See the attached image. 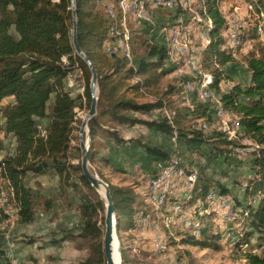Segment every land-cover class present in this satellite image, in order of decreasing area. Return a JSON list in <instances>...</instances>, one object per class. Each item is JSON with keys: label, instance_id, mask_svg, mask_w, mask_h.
Here are the masks:
<instances>
[{"label": "trees", "instance_id": "obj_1", "mask_svg": "<svg viewBox=\"0 0 264 264\" xmlns=\"http://www.w3.org/2000/svg\"><path fill=\"white\" fill-rule=\"evenodd\" d=\"M220 1L204 0L202 9L199 8V14L208 32L207 43L209 39L211 41L202 53V64L206 66L209 59L208 62L214 66L211 72L212 82L210 83L209 79L206 82L210 89L218 93L224 109L231 111L236 117L227 118L232 120L234 125L238 123V133L234 132L233 137L238 138L240 130L243 129L258 145L252 160L253 176L246 188V195L250 198L244 210L248 212L247 218L255 229H264V40L257 33L256 22H250L241 35L243 41H253L242 59L250 73V82L244 86L227 78L221 66L234 61V56L243 46L239 45L235 50L227 46L224 36L227 20L219 9ZM251 1L256 2L255 5H259L264 11V0ZM98 5V0L76 2L78 42L99 75L98 111L89 120L91 164L97 160L98 152L94 141L104 123L113 128L123 124H143L167 135L176 132L178 139L187 142L193 149L200 148L203 143L212 140L214 147L223 143L227 145L226 152L232 151L234 140L228 139L223 128L214 129L210 133L205 132L198 124L193 128L191 120L186 125L184 108L170 110L173 113L172 122L165 115L158 120H147L137 115L169 107L167 98L162 96L156 101H143L149 89L157 87L161 77L172 71L163 68L166 63V47L162 44L149 45L148 58H140L138 61L135 58L133 67L128 66L127 58L122 52L108 54L109 46L106 45L115 39L112 33L113 21L106 10L103 7L102 10L99 9ZM258 16L257 20H260V12ZM75 69L81 70L84 79V92L77 96H73L65 85L66 78ZM91 78L89 65L76 53L73 44L71 0H0V114L4 118L0 132L4 137L11 135L15 141V154L9 153L3 157L0 166L3 168V177L13 190L12 201L17 209L19 222L29 224L36 219V195L33 189L26 185V177L29 174L44 175L53 172L59 177V190L62 195L76 192L79 196L77 206L81 231L77 236L89 239L92 250L91 255L81 264H106L103 241L105 204L83 174L81 161L75 163L72 156L73 149L80 150V146L73 144L75 132L79 130L82 122L76 109L86 112L90 109ZM224 80L232 82V87L223 90L221 84ZM174 89L171 87L169 91ZM182 90L184 91V88ZM8 97H14V100L4 103ZM52 99L53 103L50 105ZM200 101L205 105L200 104L199 107L208 109L206 115L213 114L214 105ZM40 119L47 120L44 126L39 124ZM110 137L118 142L126 141L119 137L117 130L110 131ZM3 139H0L1 145ZM144 146L147 153L155 156L156 160L171 159L168 153L156 146ZM197 174V185L203 187V193L208 192L212 187L210 179L201 172ZM109 186L119 218L118 231L121 237V231L127 228L122 225L124 220L130 219L134 213L133 203L136 195L129 187L110 183ZM256 195L259 200L257 205H254L252 198ZM51 201L46 202V208L53 206ZM207 217L202 216L204 226L199 234L202 240L190 234L191 236L183 239L184 243L206 248L216 241H221L222 236L219 234L208 233L205 222ZM242 241L249 243L242 238L236 241L235 245L241 247ZM216 248L218 249V246ZM0 254L6 256L3 252ZM122 256L124 262V252ZM242 256L247 264H264V255L244 252Z\"/></svg>", "mask_w": 264, "mask_h": 264}, {"label": "rangeland", "instance_id": "obj_2", "mask_svg": "<svg viewBox=\"0 0 264 264\" xmlns=\"http://www.w3.org/2000/svg\"><path fill=\"white\" fill-rule=\"evenodd\" d=\"M108 1H111L112 3L117 2L115 0ZM187 1L189 2L190 0ZM102 2L103 0H98V4L101 6L100 7L98 5V8L101 10ZM190 2L193 5L189 3L187 7L180 9L181 12H175L174 7L172 6H170V11L161 10L160 15H158L159 18H156L157 13L154 12L153 15L150 16L153 23L151 22L150 24H147V28L145 29L142 28L144 25L137 20L128 21V32L131 36L130 45L132 48V53L133 48L135 49L133 57L134 59L136 58V61H138L140 58H148L147 52L149 45L154 44L161 46V44H167V41H162L161 43L160 40L161 36L158 32V29L162 27L165 39L170 34H174L175 37H179L178 41H174V43L171 41V52L173 57L174 52H181L179 54V61L181 62L180 66L182 65L181 67H183V69L175 68L174 59L172 62H169L170 60H168L166 56V63L163 68L165 70L172 69V71H169L166 75L161 77L160 83L157 85V87L149 89L143 101H156L158 97L162 96L163 98H167L166 101L169 102L170 108L165 107L164 109L152 110L151 112L144 115H137L147 120H158L163 118L165 115L166 117L170 118L169 120L172 122L173 113H171L170 110L184 108V113H186L187 116L185 121L186 125L188 121L190 122L191 120V123L194 122L192 123L194 128L196 124L200 126L199 120L207 119L209 122L215 125V129L223 128V130H225L228 135V139L232 141L234 140L235 144L233 150L228 152L225 150L227 147L226 144L219 143V145H215L214 147L212 140L207 143H203L200 148L193 149L192 146L190 147L187 142L179 140L176 132L167 135L155 129L151 130V128L143 124H136L134 126L123 124L117 125L115 128L111 127L110 125H105V123L103 124V127L99 129L94 141L95 149L98 152L97 160L94 164H91L89 161V166L94 173L99 175L108 184L110 183L116 186L132 188L134 194L136 195V200L133 203L134 213L132 216H130V219H125L122 224L127 228L121 231V237L118 231L119 249L121 253L122 264H182V261H184L185 264H247V261L242 258V253L254 252L259 255H264V229H255L251 225L250 219L247 218L248 212H245L244 210V207L247 205L250 198L246 195V188L248 186L249 179L253 176L252 160L255 157L254 152L257 151L258 145L250 136L246 135L243 129L240 130L238 138L237 136L233 137L234 132L238 133L239 130L234 125V122L228 119L221 120L217 117V115H215V113L206 115L208 109L199 107L200 104L205 105V103L200 101L202 100L199 96L200 91L195 88L193 93V91L187 89L188 83H186V79L193 81L196 80L195 82L197 86L203 84L205 81H207V79H209L211 83V72L214 69V66L208 62L209 59H207L206 66H203L202 64V53L211 42L209 39V42L205 44L204 39L202 41L201 38L205 34L206 28L199 14V8H201L204 4V0H191ZM218 6L222 15L227 20L224 31V36L227 40V46L235 50L237 46L242 45L243 42L245 43L242 45V50L238 51L234 56L235 60L221 66V70H223L227 78L233 82L247 83L248 74L242 59L245 51L252 46L253 41H243L241 35L246 30V26H249L250 22L255 21L257 33L259 37L264 40L263 34L258 31V27L264 19L260 16V20H257L259 19V13L257 12L255 2L251 0H221ZM221 7L223 11L221 10ZM244 7L248 9L246 10ZM184 10L186 12L187 21L183 23L182 32L179 34L176 31V26L178 25L177 17L178 15L184 13ZM228 10H232L234 12H228ZM188 21H191L189 23L190 25L188 24ZM234 21H236L235 25L239 24L240 22H247V25L243 29H241L239 32H236L237 35L234 33L238 37H231L232 29L230 26L234 25ZM154 24H156L158 28H155ZM133 25L137 28H134ZM186 32L193 34L194 37L191 38L193 41V46L196 44V47L191 46L190 43L188 44ZM179 39L181 41H179ZM116 40L117 38H113L111 43L116 42ZM111 43L106 45V47H108ZM186 47H190V49L199 48V51H195L198 70L194 72V74L190 68L194 55L187 53L186 51L190 49H187ZM187 67H189L191 71L189 68L187 70ZM65 85L66 89L70 91L73 96L83 94L84 79L81 70L75 69L66 78ZM221 85L223 90L232 87V83L225 80ZM171 87L175 88L172 92L169 91ZM182 88H184V91ZM211 90L215 93V98L218 100V93H216L213 89ZM178 92L180 95H178ZM4 102L6 103L7 101ZM52 103L53 99L50 101V105H52ZM214 104H216V101L213 103V105ZM76 110L83 120L87 112L84 110L81 111L78 108ZM211 110H213V108ZM194 113H197V115ZM46 122L47 120L45 119L39 120V124L41 126H44ZM80 126L81 124L79 125V130ZM79 130L75 132V139L73 141V144L76 146L80 145ZM112 130H117L119 137L124 138L126 141L118 142L114 138H111L110 131ZM150 131H155L157 133H153L151 135ZM85 137L87 139L88 134ZM1 138H4L2 145L0 143V157L3 158L7 154L11 153L14 139L11 135L4 137V134L0 132V139ZM89 144L91 145V142H89ZM144 144L154 147L156 146L160 150L168 153V156H170L171 159H175L177 168H174V173L170 171V173H173V177H168L166 180L160 177V171H158L160 165H157L156 160H154L155 156L147 155L148 153ZM237 145H239L238 148L240 149L248 148V155L236 157ZM254 145L256 146V150ZM217 148L225 151H217ZM72 156L75 163L80 162L81 150H78L77 148L73 149ZM167 163L169 162L167 161ZM170 163H172V160H170ZM197 172H201V174L210 179L212 183L210 191L207 192L208 194L206 193L207 196L205 195L201 197L200 195H197V197H195L191 195L194 186L195 188L197 187V185H194ZM25 182L26 185L33 189V192L36 195V219L33 223L29 224H22L19 222V217H15V220L13 219L14 221L11 227L16 246L14 243H10L9 241L11 227H6L4 230L0 229V252L5 253L7 256L6 257L5 254V257L1 256V260L3 261L2 264H17L15 253L17 254V260L19 261L18 264H34L35 262L38 264H81L91 255L92 250L90 245L91 241L89 239L80 238L77 236L81 231V220L77 206L78 202L80 201L78 194L76 192H72L71 194L65 193L62 195L59 190V177L53 172L44 175L29 174L26 177ZM188 182H192V184L188 189H186ZM178 186L181 188H178ZM224 190L226 191L224 192ZM174 191H176V193ZM160 197L164 203L161 206V210L154 212L151 206L153 203H158ZM195 198L198 199V201ZM258 198V195L252 198L254 205H257L259 200ZM49 200L53 201V206L50 209L46 208V202ZM155 200L157 202H155ZM141 202H143L142 204L144 206L140 204ZM173 202L178 204L174 205ZM228 202H230V206H227L228 209H224L223 214V205L229 204ZM11 203L8 208L13 207L14 201ZM211 205L214 208H212ZM2 211L3 210L0 208V213H2ZM143 212L148 213L147 215L150 217L152 214L154 217L155 215H158L162 222L170 221L171 228L173 227L174 229H171L172 231H168V229L161 230V232L156 231L152 227L155 224L153 217H151V220L148 222V227L146 226L144 229L142 225L143 220L141 221L142 216L140 215V213ZM181 212L183 214H181ZM166 213H169V215ZM200 213H202V215H200ZM185 215L189 218H194L196 216L198 221L201 217L202 222L204 221L202 216H208L205 219V222H207L206 227L209 230L208 233L213 232L215 234H219V236H222L221 241L214 240V242H216L212 243V245L206 248L202 247V245L184 243L183 239L191 236V230L183 221L182 216L185 217ZM2 217L4 218V216ZM226 226L227 228H225ZM186 229H188L190 232L186 231ZM227 230L230 233L232 232V236L224 238ZM154 234L158 236L160 241L162 240V244H164V247H161L162 250L160 251L157 248V243L154 242ZM73 235H75V237H72ZM197 238L202 240L200 235H197ZM242 238L249 241V243L242 241L243 244H241V247H237V245H235L236 241L241 240ZM217 246L218 249L216 248ZM122 252H124L125 256L124 262Z\"/></svg>", "mask_w": 264, "mask_h": 264}, {"label": "bare ground", "instance_id": "obj_3", "mask_svg": "<svg viewBox=\"0 0 264 264\" xmlns=\"http://www.w3.org/2000/svg\"><path fill=\"white\" fill-rule=\"evenodd\" d=\"M191 1V0H190ZM188 2L187 0H172L171 3H170V6L174 7V11L177 12V11H180V9L182 8H185L189 5V3L191 2ZM244 2V1H243ZM152 3H153V0H127V5L125 3V0H118L117 3H112L111 1H108V0H103V2L101 3L102 7L106 10L107 14L109 15L110 19H112L111 21H113V28H112V33L114 34L115 38H117L116 42L112 43V45H110L108 47V53L110 55H114V54H117L119 52V50L123 53V55L127 58V62H128V66L130 67H133L135 65V59L133 57V54H132V51H131V46H130V40H131V36L129 35V32H128V21L129 20H134V21H139L140 23L143 24V21L141 20V18H139V12H144V15H145V20L146 21H149L150 23L152 22L151 21V15H153L154 12H152ZM194 3V2H193ZM199 3V2H198ZM225 3V2H224ZM223 3V4H224ZM235 3V2H234ZM239 3V2H238ZM192 4V3H191ZM255 4H257L255 2ZM193 5V4H192ZM190 8V7H189ZM245 8V7H244ZM225 9V8H223ZM246 10L248 8H245ZM256 9L257 11L260 12V14L262 15L263 19H264V11L261 9V7L259 5H256ZM255 9V10H256ZM221 10H222V7H221ZM235 10V9H234ZM243 10V9H242ZM185 11V10H184ZM187 11V10H186ZM223 11V10H222ZM181 12V11H180ZM183 12V11H182ZM226 12V11H225ZM234 12V11H232ZM258 12V13H259ZM184 13L178 15L177 17V23L178 25L176 26V31H177V28H181V31L180 33L182 32V29H183V23H185V21H183V15ZM231 14V13H230ZM258 15V14H257ZM227 16V15H226ZM230 16V15H229ZM232 18V17H231ZM245 18V17H244ZM153 19V18H152ZM234 19V18H233ZM246 20V19H245ZM231 22L233 23V21L231 20ZM153 23V22H152ZM239 23V22H237ZM141 24V25H142ZM188 25V24H187ZM190 25V24H189ZM247 25V22L243 23V22H240L239 24L237 25H231L230 28L234 31L233 32V35L234 37L237 35V31L239 32L241 29H243L245 26ZM229 26V25H228ZM248 26V25H247ZM247 26H246V29H247ZM170 27L172 28V26L170 25ZM175 27V26H174ZM192 28V27H191ZM198 29V28H197ZM175 31V32H176ZM258 31L261 32L264 36V20L262 22V25L258 28ZM170 32V30H169ZM184 32V31H183ZM191 32V30H190ZM195 32V31H194ZM179 33V34H180ZM225 33V32H224ZM236 33V35L234 34ZM186 35H187V39L189 37H194L193 34H190L189 32H186ZM202 35V34H201ZM225 35V34H224ZM229 35V34H228ZM180 36V35H179ZM199 36V34H198ZM186 37V36H185ZM238 37V36H236ZM178 38L179 37H175V35L173 34H170L167 38H166V41H167V44L165 43V47H166V53H167V59L170 60L169 62H172L174 57H173V54L171 52V49H172V43H174V41H178ZM202 38V41L204 39L205 41V44L207 43L208 41V32L205 30V34L201 37ZM240 38V37H239ZM264 38V37H263ZM192 39V38H191ZM197 39V38H196ZM231 39V38H230ZM233 39V38H232ZM235 39V38H234ZM172 41V43H171ZM179 41H181L179 39ZM188 41V40H187ZM199 41V40H197ZM201 41V40H200ZM231 41V40H230ZM235 41V40H234ZM236 42V41H235ZM183 43V42H181ZM239 43V42H238ZM242 43V42H241ZM252 43V42H251ZM179 44V43H178ZM189 44V43H188ZM195 44V43H194ZM234 44V43H233ZM243 44H245L243 42ZM242 44V45H243ZM196 45V44H195ZM194 45V46H195ZM235 45V44H234ZM233 45V46H234ZM193 46V45H191ZM193 46V47H194ZM201 46V45H200ZM199 46V47H200ZM241 46V45H240ZM176 47V46H175ZM180 47V46H179ZM196 47V46H195ZM198 47V46H197ZM238 47V46H237ZM185 48V47H184ZM187 49H190V47H186ZM175 49V48H174ZM179 49V48H178ZM181 50V49H180ZM176 51V50H175ZM183 51V50H181ZM187 53H191V55H194V48H191L190 50H187L186 51ZM184 53V52H183ZM182 53V54H183ZM185 54V53H184ZM186 55V54H185ZM189 55V54H188ZM180 56V55H179ZM191 58V57H190ZM197 58V57H196ZM199 61V60H198ZM181 63V62H180ZM200 65V64H199ZM182 66V65H181ZM186 66V65H185ZM202 66V64H201ZM200 67V66H199ZM183 68V67H182ZM186 68V67H185ZM184 68V69H185ZM189 67H187V70H188ZM192 69V72L194 74V72H196L198 69H197V64L196 63H193V67L191 65L190 67ZM189 68V70H190ZM201 68V67H200ZM182 71V70H181ZM191 71V70H190ZM183 73V72H182ZM187 73V72H186ZM185 73V74H186ZM199 75V74H198ZM192 78V77H191ZM196 81V80H195ZM193 81V80H187L186 83L187 84V89L190 90V91H193L195 88L197 90L200 91V98L202 99V101H206V102H210L211 104H213L215 101H216V104H214V111H213V114L215 113V115H217V117L221 120H225L227 118H236L233 113L231 111H227L224 109L223 105L220 103L219 99L217 100L215 98V93L212 92V90L210 89V87L208 86L207 82L205 81L203 84L201 85H196V82ZM201 82V81H200ZM232 83V82H231ZM185 84V83H184ZM225 85V84H224ZM194 93V91H193ZM219 111V112H218ZM86 116V115H85ZM227 117V118H226ZM85 118V117H84ZM196 120V119H195ZM198 120V119H197ZM193 121V120H192ZM194 123V122H192ZM199 124H200V128H202L205 132H211L212 130L215 129V125L212 124L211 122H209V120L207 119H202V120H199ZM219 125V124H218ZM236 127L238 126V123H236L235 125ZM193 127V126H192ZM89 132V123H88V126L85 128L84 130V138L86 139L85 136H87ZM89 136V134H88ZM88 138V137H87ZM176 139V138H175ZM239 145H237V149H240L238 148ZM249 146V145H248ZM251 146V145H250ZM253 146V145H252ZM255 146V145H254ZM236 149V150H237ZM255 150H256V146H255ZM235 152V151H234ZM249 152V151H248ZM251 153V152H250ZM255 153V152H254ZM177 157V156H176ZM235 157V155H234ZM179 158V157H178ZM170 159V158H169ZM170 160H172V163H170ZM168 160L169 163H166V165L162 167L158 170L160 171V177L165 179L168 178V177H173V173H174V168L176 167L177 168V164H176V161L175 159H170ZM184 161V160H183ZM180 162V161H179ZM185 163V161H184ZM176 165V166H175ZM182 165V164H181ZM185 165V164H184ZM180 166V165H179ZM179 170V169H177ZM185 170V169H183ZM170 171H172L173 173H170ZM189 172V171H188ZM187 172V173H188ZM193 172V171H192ZM157 174V173H156ZM181 174V173H180ZM198 175V174H197ZM188 177V175H187ZM151 178V177H150ZM155 178V177H154ZM153 178V179H154ZM175 179H178V178H175ZM197 179H198V176H196L195 178V183L194 185H197ZM190 180V179H189ZM188 180V181H189ZM161 181V180H160ZM173 181V180H172ZM171 181V182H172ZM163 182V181H162ZM155 183V182H154ZM171 184V183H170ZM192 184V182L190 183V185ZM5 185V186H4ZM181 186V185H180ZM183 186V184H182ZM160 187V186H159ZM164 187V186H163ZM3 188V194H4V200L7 201L8 203H1V200H0V208L3 210L2 213H0V219H3L2 220V225H0V229L1 230H4L6 227H11L12 226V223L13 221L15 220V217L17 215V209L15 208V206L13 207H9L8 206L10 205L12 199H13V190L12 188L10 187L9 185V182L3 177V168L2 166H0V191L1 189ZM178 188H181L178 186ZM193 188V186H192ZM220 188V187H219ZM173 189V188H172ZM175 189V188H174ZM191 189V188H190ZM189 189V190H190ZM165 190V189H164ZM213 190V189H212ZM154 191V190H153ZM185 191V190H184ZM210 191V190H209ZM176 193V191H174ZM187 192V191H186ZM100 193L102 194V196L104 197L105 195V190L103 188L100 189ZM158 193V192H157ZM173 193V192H172ZM207 193V192H206ZM206 193H203V187L202 186H198L195 188L194 186V189H193V192H192V196H195L197 197V195H200L201 197L202 196H205ZM153 194V193H152ZM162 194V193H161ZM188 194V192H187ZM186 194V195H187ZM204 194V195H203ZM208 194V193H207ZM211 194V193H210ZM155 195V194H154ZM175 195V194H174ZM222 195V194H221ZM148 196V195H146ZM166 196V195H165ZM207 196V195H206ZM219 196V195H218ZM168 197V196H167ZM166 198V197H165ZM178 198H179V195H178ZM215 198V197H214ZM222 198V197H221ZM147 199V198H146ZM156 199V198H155ZM193 199V198H192ZM191 199V200H192ZM196 199V198H195ZM204 199V198H203ZM218 199V198H217ZM150 200V199H149ZM176 200V199H175ZM185 200V199H184ZM198 201V199H196ZM211 200V199H210ZM209 200V201H210ZM171 201V200H169ZM179 201V200H177ZM207 201V200H206ZM225 201V200H224ZM146 202V201H145ZM149 202V201H148ZM155 202H157L155 200ZM167 202V201H166ZM176 202V201H175ZM193 202V201H192ZM208 202V201H207ZM212 202V201H211ZM164 203V201L161 199V197L159 198L158 200V203H151L152 204V208H153V211L155 212H158L159 210H161V206L162 204ZM174 203V202H173ZM194 203V202H193ZM192 203V204H193ZM204 203V202H203ZM227 203V202H226ZM229 203V202H228ZM175 204V203H174ZM216 204V203H214ZM142 206H144L143 204H141ZM173 205V204H172ZM197 205V204H195ZM171 206V205H170ZM181 206V205H180ZM192 206V205H191ZM190 206V207H191ZM206 206V205H205ZM204 206V207H205ZM212 206V205H211ZM217 206V205H216ZM221 206V205H220ZM176 207V206H175ZM189 207V208H190ZM139 208V207H138ZM142 208V207H141ZM167 208V207H165ZM173 208V206H172ZM192 208V207H191ZM190 208V209H191ZM199 208V207H198ZM212 208H214L212 206ZM227 208V207H226ZM225 208V209H226ZM231 208V207H229ZM234 208V207H233ZM207 209V208H206ZM228 209V208H227ZM182 210V209H181ZM208 210V209H207ZM221 210V208H220ZM138 211V210H137ZM168 211H169V208H168ZM173 211V210H172ZM227 211V210H226ZM231 211V210H230ZM150 212V211H149ZM185 212V211H184ZM215 212V211H214ZM229 212V211H228ZM197 213V212H196ZM207 213V212H206ZM231 213V212H230ZM3 214V215H2ZM148 213L146 212H143V213H140V215L142 216L141 217V221L143 220L142 222V225L144 227V229L146 228L148 222L151 220V217H153L154 219V226H152L156 231H159L161 232V230H167L168 231H172L171 229H174L173 227L171 228V222L170 221H165V222H162L161 219L159 218V216L155 215V217L153 216V214L151 215V217L149 215H147ZM169 215V213H166ZM181 214H183L181 212ZM172 215V214H171ZM188 215V214H187ZM197 215V214H196ZM200 215H202V213H200ZM4 216V218L2 217ZM199 216V215H198ZM231 216V214H230ZM161 217V216H160ZM175 217V216H174ZM178 217V216H176ZM183 217V221L184 223L188 226V228L191 230V235H199L200 234V230L201 228H203V222H202V219L201 217L199 218L200 220L198 221L196 219V216L194 218H189L185 215L182 216ZM224 217V216H222ZM137 218V217H136ZM181 218V217H180ZM187 218V219H185ZM14 219V220H13ZM163 219V218H162ZM136 220V219H135ZM139 221V222H141ZM228 221V220H227ZM177 222V221H176ZM179 222V220H178ZM180 223V222H179ZM173 224V223H172ZM137 225V224H135ZM177 225V224H176ZM220 226V225H219ZM222 226V225H221ZM148 227V226H147ZM224 227V226H223ZM152 228V229H153ZM177 228V227H176ZM184 228V227H183ZM182 228V229H183ZM227 228V226L225 227ZM140 229V228H139ZM142 229V228H141ZM143 229V230H144ZM222 229V228H221ZM179 230V229H177ZM184 230V229H183ZM145 231V230H144ZM186 231H189L188 229H186ZM190 232V231H189ZM4 233V232H3ZM140 233V232H139ZM164 233V231H163ZM162 233V234H163ZM193 233V234H192ZM219 233V232H218ZM141 234V233H140ZM156 234V233H155ZM139 235V234H138ZM137 235V236H138ZM164 235V234H163ZM132 237V236H131ZM158 237V236H157ZM163 238V237H162ZM161 243H162V240H161ZM166 246V245H165ZM161 247H164V244H161ZM119 250V249H118ZM118 250H117V246H115V259H116V262L117 264H119V261H120V257H119V254H118ZM162 250V249H161ZM2 260L0 259V264H2Z\"/></svg>", "mask_w": 264, "mask_h": 264}, {"label": "water", "instance_id": "obj_4", "mask_svg": "<svg viewBox=\"0 0 264 264\" xmlns=\"http://www.w3.org/2000/svg\"><path fill=\"white\" fill-rule=\"evenodd\" d=\"M77 0H71L72 14H73V44L76 53L89 65L92 72V78L90 82V95H91V106L83 118L80 130H79V141L81 150V168L83 174L90 181L93 188L100 194L105 204V224H104V252L106 257V264H117L115 259V246L119 249V238H118V214L115 206V202L111 193V188L107 182H105L99 175L94 173L89 166V147H90V129L89 136L87 139L84 138V130L88 126L89 120L92 119L98 111V100H99V75L96 71L92 61L85 54L78 42V20H77ZM105 190L104 197L100 193V189ZM120 257L119 264H122L120 249L118 250Z\"/></svg>", "mask_w": 264, "mask_h": 264}, {"label": "built area", "instance_id": "obj_5", "mask_svg": "<svg viewBox=\"0 0 264 264\" xmlns=\"http://www.w3.org/2000/svg\"><path fill=\"white\" fill-rule=\"evenodd\" d=\"M171 1L172 0H153V3H152V12L157 13L158 11H161V10H168V11H170V3H171ZM125 3L127 5V0H125ZM228 12H232V10H228ZM240 15H243V14H240ZM139 18H141V20L143 21L144 27L147 26V24H150L149 21H146L145 20L144 12H139ZM182 19H183V21H187L186 20V12L185 11H184V17ZM190 22L191 21H188V24ZM235 24H236V21H234V25ZM154 27L155 28H158L156 26V24H154ZM158 30H159L158 32H159V34L161 36L160 37V40H161V43H162V41H166V39L164 38V31H163L162 27L159 28ZM180 31H181V28H177V33H180ZM203 33H204V28H203ZM231 37H234L233 30H231ZM188 43H190L191 45H193V41H192L191 37L188 38ZM195 51H199V48H194V58H192V67H193V63H197V59L195 58ZM119 52L121 53L120 50H119ZM180 53L181 52H179V51L174 52V67L175 68H182L180 66V61H179V54ZM186 80H188V79H186ZM243 155H248V148L247 149H237L236 157H241ZM0 162H1V157H0ZM156 163H157V165H163V167H164L166 165V163H167V160H165V159H159V160H156ZM189 187H190V182L187 183L186 189H188ZM0 200H1V203H8L7 201L4 200L3 188L0 191ZM175 204H178V203H175ZM227 206H230V202H229V204L223 205V214H224V209ZM234 207H236V206H234ZM2 220L3 219H0V225H2ZM228 232L229 231L227 230V233H225L226 235H225L224 238H228V237H231L232 236V232L231 233L230 232L228 233ZM9 241H10V243H14V245L16 246L15 239H14V235H12V227H11V233L9 234ZM154 242L157 243V248L160 251L161 250V244L162 243H161L160 239L155 234H154ZM15 257H16V263L18 264L19 261L17 260V254L16 253H15ZM0 259H1V254H0ZM182 264H185V262L182 261Z\"/></svg>", "mask_w": 264, "mask_h": 264}, {"label": "crops", "instance_id": "obj_6", "mask_svg": "<svg viewBox=\"0 0 264 264\" xmlns=\"http://www.w3.org/2000/svg\"><path fill=\"white\" fill-rule=\"evenodd\" d=\"M160 12H161V11H158V12H157L156 18L158 17V15H160ZM158 18H159V17H158ZM128 26H129V25H128ZM133 27H134V28H137V27L134 26V25H133ZM142 28L145 29V28H147V27L145 26V27H142ZM244 67H245V66H244ZM246 71H247V74H248V82H247V83H243V82H241V84L244 85V86H246V85L250 82V73H249V71L247 70V68H246ZM13 100H14V97H8V98H6L4 101L9 102V101H13ZM7 102H6V103H7ZM4 103H5V102H4ZM3 124H4V118H3V116L0 114V125H3ZM151 130H154V129H151ZM150 133H151V135H152L153 133L155 134V133H157V132H155V131H152V132H151V131H150ZM11 154H15V141H14V143H13V149L11 150ZM147 155L150 156L149 153H148ZM1 159H2V158H1ZM154 160H156L155 157H154ZM161 167H162V165L159 166V169H160ZM159 169H158V170H159ZM151 171H152V170H151ZM16 217L18 218V215H16ZM79 217H80V216H79ZM79 233H80V232H79ZM79 233H78V234H79Z\"/></svg>", "mask_w": 264, "mask_h": 264}]
</instances>
